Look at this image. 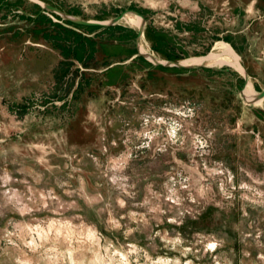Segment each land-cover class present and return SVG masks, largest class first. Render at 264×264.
<instances>
[{
    "label": "rangeland",
    "instance_id": "1",
    "mask_svg": "<svg viewBox=\"0 0 264 264\" xmlns=\"http://www.w3.org/2000/svg\"><path fill=\"white\" fill-rule=\"evenodd\" d=\"M39 1L0 0V264H264L263 105L241 73L109 66L63 15L136 11L180 60L235 42L260 92L264 0Z\"/></svg>",
    "mask_w": 264,
    "mask_h": 264
},
{
    "label": "crops",
    "instance_id": "2",
    "mask_svg": "<svg viewBox=\"0 0 264 264\" xmlns=\"http://www.w3.org/2000/svg\"><path fill=\"white\" fill-rule=\"evenodd\" d=\"M34 1H37V0H34ZM64 15H66V14H64ZM133 15L136 16L141 22V18L139 16H137L135 14H133ZM69 17H73V16H69ZM73 18H75V17H73ZM146 25H145V27H146ZM79 36H80V42L81 43H85V44L91 43L95 46V49H97V51L94 52V55H96L97 53L100 54L102 61H105V59L107 60L108 58H110L111 61L108 64L109 66H113L114 64H124L126 62L129 63L131 61H136L137 59H141L144 57L142 55L140 56L137 54V50H136L137 46H136V42H135L136 31L129 28V27L123 26V25L120 26V24H112V25H108V26L85 27L84 32L79 34ZM217 42H219V41H217ZM222 42H224V41H221V43ZM226 43L227 42H225L223 44H226ZM139 45H141V44H139ZM116 47H117V51H118V49H121L124 51L119 50L121 53L119 52L120 54L115 55L116 53H118L117 51H115ZM233 47L235 48L236 52L239 53L240 56L242 57L243 63L245 65V68H246L250 78L253 76L254 80L256 81V79H257L256 76H260V75H258V74L256 75V73L251 72L250 68L248 66V62H247V54H248L247 52H249L250 49H248V48L245 49V48L241 47L240 44H237L235 42L233 43ZM87 50L92 52L91 50H89V48ZM87 54L89 55V52H87ZM122 54H125V56H123ZM85 57H86V55H85ZM85 57L82 56V58L79 59L83 65V67L86 69L93 68L92 65H90L88 62H85ZM164 61H166V60H164ZM106 65L107 64L105 62V66ZM83 67H81V68H83ZM246 82H245V85H246ZM245 85H244L243 89L245 88ZM252 87H253V90H254V88H256L254 83L252 84ZM258 87L260 88V90H262L264 88V84L261 87L260 86H258ZM243 89H242V91H243ZM254 93L259 95V92H256L255 90H254ZM260 102L263 105V107L261 109L263 111L262 114H264V98L262 100H260L259 102L254 101V103H256V104H258Z\"/></svg>",
    "mask_w": 264,
    "mask_h": 264
},
{
    "label": "bare ground",
    "instance_id": "3",
    "mask_svg": "<svg viewBox=\"0 0 264 264\" xmlns=\"http://www.w3.org/2000/svg\"><path fill=\"white\" fill-rule=\"evenodd\" d=\"M38 2L41 3L40 1ZM139 17L141 18V22L136 16L134 15L131 16L129 14H126L124 17V20L127 21L128 23H131L132 25L136 27H142L143 20L141 16ZM214 49H218V52L210 51L208 53L209 55L207 54L205 56L190 57V58L182 60L181 64L184 66L201 65L204 62H211L210 65L212 66L215 64H228L232 66L234 69H236L237 71H239L241 74L246 76L245 70L241 64V60L239 56L231 48V46L229 47L226 44L218 43L214 47ZM139 50L145 57H147L149 60H151L154 63L169 64L168 61H164L161 59L159 60L151 56L152 54L150 55V53L142 45H139ZM242 95L247 102H254V101L259 102L260 100H262V97H260V95H257L256 93H254L252 84L248 79H247L245 88L242 91Z\"/></svg>",
    "mask_w": 264,
    "mask_h": 264
},
{
    "label": "trees",
    "instance_id": "4",
    "mask_svg": "<svg viewBox=\"0 0 264 264\" xmlns=\"http://www.w3.org/2000/svg\"><path fill=\"white\" fill-rule=\"evenodd\" d=\"M56 34L58 36L56 37L55 35V40L53 42L59 43V41H63L59 35V31ZM165 34L166 33L163 29H157L149 24L146 25L144 29L145 39L150 43L152 50L158 53L162 58L171 61H177L184 58L185 55L183 53L182 46H177L175 43H172L170 40H168Z\"/></svg>",
    "mask_w": 264,
    "mask_h": 264
},
{
    "label": "water",
    "instance_id": "5",
    "mask_svg": "<svg viewBox=\"0 0 264 264\" xmlns=\"http://www.w3.org/2000/svg\"><path fill=\"white\" fill-rule=\"evenodd\" d=\"M33 1V0H32ZM39 1V0H38ZM38 1H34L35 3H37V4H39V5H41V7H43V8H47V9H54L53 7H51V6H49V5H47V4H42V3H39ZM56 11L57 12H59V13H61V11H59V10H57L56 9ZM132 13H134L135 15H139V16H141L142 17V15H140L138 12H136V11H131ZM63 13V12H62ZM64 14H66V13H64ZM63 14V15H64ZM65 17H67V19H69V20H71V21H73V22H75V23H77V24H83V25H89V26H95V25H104V23H102V22H86V21H82V20H79L78 18L77 19H72V18H69L68 17V14H66V15H64ZM124 17V15L123 14H121L120 16H118V17H116V18H113V19H111L109 22H107V24L106 25H112V24H115V23H117L120 19H122ZM142 20H143V26L142 27H138V33H137V37H136V41H137V50H138V53L140 54V55H142V56H144L141 52H140V50H139V44H140V38L143 36V29H144V24H145V20H144V18L142 17ZM151 55V54H150ZM151 56H153V55H151ZM145 57V56H144ZM145 58H147V57H145ZM148 59V58H147ZM149 60V59H148ZM149 61H151V60H149ZM166 61H168V60H166ZM181 61L182 60H180V61H177V62H172V61H168V63L169 64H163V63H154V62H152V63H154V64H157V65H164V66H177V67H192V66H196V65H191V66H184V65H182L181 64ZM241 64H242V66H243V63L241 62ZM243 68H244V70H245V73H246V76H244V75H242V77H243V79L245 80V82L247 81V79H248V73H247V71H246V68L243 66ZM259 95H260V97H262V99L264 98V88L259 92Z\"/></svg>",
    "mask_w": 264,
    "mask_h": 264
},
{
    "label": "flooded vegetation",
    "instance_id": "6",
    "mask_svg": "<svg viewBox=\"0 0 264 264\" xmlns=\"http://www.w3.org/2000/svg\"><path fill=\"white\" fill-rule=\"evenodd\" d=\"M68 17H69V16H68ZM69 18L75 19V18H73V17H69Z\"/></svg>",
    "mask_w": 264,
    "mask_h": 264
},
{
    "label": "snow or ice",
    "instance_id": "7",
    "mask_svg": "<svg viewBox=\"0 0 264 264\" xmlns=\"http://www.w3.org/2000/svg\"><path fill=\"white\" fill-rule=\"evenodd\" d=\"M210 247H212V245H210Z\"/></svg>",
    "mask_w": 264,
    "mask_h": 264
}]
</instances>
